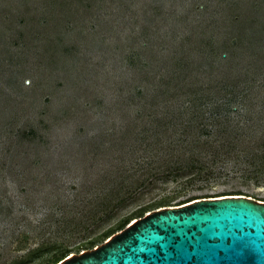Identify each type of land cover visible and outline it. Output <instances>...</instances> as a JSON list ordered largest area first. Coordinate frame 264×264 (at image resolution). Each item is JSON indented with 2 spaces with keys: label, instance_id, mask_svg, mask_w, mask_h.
I'll list each match as a JSON object with an SVG mask.
<instances>
[{
  "label": "rangeland",
  "instance_id": "rangeland-1",
  "mask_svg": "<svg viewBox=\"0 0 264 264\" xmlns=\"http://www.w3.org/2000/svg\"><path fill=\"white\" fill-rule=\"evenodd\" d=\"M226 194L264 200V0H0V264Z\"/></svg>",
  "mask_w": 264,
  "mask_h": 264
},
{
  "label": "water",
  "instance_id": "water-1",
  "mask_svg": "<svg viewBox=\"0 0 264 264\" xmlns=\"http://www.w3.org/2000/svg\"><path fill=\"white\" fill-rule=\"evenodd\" d=\"M58 264H264V200L226 194L161 206Z\"/></svg>",
  "mask_w": 264,
  "mask_h": 264
},
{
  "label": "trees",
  "instance_id": "trees-1",
  "mask_svg": "<svg viewBox=\"0 0 264 264\" xmlns=\"http://www.w3.org/2000/svg\"><path fill=\"white\" fill-rule=\"evenodd\" d=\"M231 150H229L228 152H230ZM197 169L196 170H192V176H201V175H203L204 173L206 174V175H210V173H211V170H207L208 168H207V166H206V164H199L197 167H196ZM257 168V167H256ZM193 169H195V167L193 168ZM257 169H260V167H258ZM185 172H186V168H184L183 166H180V167H178L177 169H176V171L175 172H170L169 171V173L167 174L168 176L169 175H171V173L173 174L174 173V175H176V176H182V175H184L185 174ZM203 197H209V196H203ZM195 198H198V197H194L193 199H195ZM183 203V202H182ZM151 205H153V204H151ZM150 205V206H151ZM167 205V204H166ZM150 206H146V207H142V208H140V210L138 211V213H139V215L141 216V215H144L145 213V211L146 210H148L147 208H149ZM159 206H164L163 204H160ZM149 211H151V210H149ZM129 224V221L128 220H126V221H123L121 224H119V228L118 229H121V228H124L126 225H128ZM115 230H112V229H110L108 232H114ZM70 255V253H69V251H67L66 253H64L63 254V256H62V258H65V257H67V256H69Z\"/></svg>",
  "mask_w": 264,
  "mask_h": 264
}]
</instances>
